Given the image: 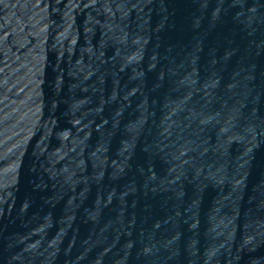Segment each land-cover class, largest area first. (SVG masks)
Segmentation results:
<instances>
[{
    "label": "water",
    "instance_id": "95a60500",
    "mask_svg": "<svg viewBox=\"0 0 264 264\" xmlns=\"http://www.w3.org/2000/svg\"><path fill=\"white\" fill-rule=\"evenodd\" d=\"M176 0H0V264H188Z\"/></svg>",
    "mask_w": 264,
    "mask_h": 264
}]
</instances>
